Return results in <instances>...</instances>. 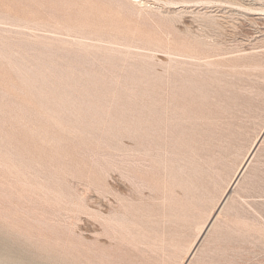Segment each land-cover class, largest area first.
I'll list each match as a JSON object with an SVG mask.
<instances>
[{"label":"rangeland","instance_id":"1","mask_svg":"<svg viewBox=\"0 0 264 264\" xmlns=\"http://www.w3.org/2000/svg\"><path fill=\"white\" fill-rule=\"evenodd\" d=\"M193 1L0 0V264H264V0Z\"/></svg>","mask_w":264,"mask_h":264},{"label":"bare ground","instance_id":"2","mask_svg":"<svg viewBox=\"0 0 264 264\" xmlns=\"http://www.w3.org/2000/svg\"><path fill=\"white\" fill-rule=\"evenodd\" d=\"M159 1V0H158ZM191 1V0H190ZM193 1V0H192ZM226 1V0H225ZM244 1V0H243ZM255 1V0H254ZM263 1V0H262ZM194 2V1H193ZM227 2V1H226ZM228 2H230V0L228 1ZM187 3V2H186ZM215 3H217V2H215ZM222 3V2H221ZM220 3V4H221ZM232 3V2H231ZM230 3V4H231ZM235 3V2H234ZM240 3V2H239ZM148 4V3H147ZM198 4V3H197ZM227 4V3H226ZM244 4H245V2H244ZM151 5V4H150ZM188 5V4H187ZM206 5V4H205ZM222 5V4H221ZM185 6V5H184ZM200 6V5H199ZM214 6V5H213ZM224 6H226V5H224ZM197 7V6H196ZM223 8V7H222ZM245 8V7H244ZM263 9H264V7H263ZM144 10V9H143ZM197 12V11H196ZM229 12V11H228ZM251 12V11H250ZM255 12V11H254ZM207 13V12H206ZM253 13V12H252ZM264 13V12H263ZM262 13V14H263ZM211 14V13H210ZM228 14V13H227ZM234 14H236V13H234ZM239 14V13H238ZM246 14V13H245ZM261 14V13H260ZM208 15V14H207ZM242 15V14H241ZM247 15V14H246ZM217 16V15H216ZM226 16V15H225ZM231 16V15H230ZM232 16H235V15H232ZM231 16V17H232ZM251 18V17H250ZM253 18V17H252ZM254 20V19H253ZM221 21V20H220ZM219 21V22H220ZM212 24V23H211ZM207 26V25H206ZM221 27V26H220ZM213 28H216V27H213ZM210 29H211V27H210ZM103 30V29H102ZM215 30V29H214ZM105 34H107V33H104V35ZM207 48V47H206ZM113 50V49H112ZM198 58V57H197ZM197 61H200V60H197ZM255 62V61H254ZM216 64V63H215ZM159 124V123H158ZM142 127L143 126H141V130H142ZM149 131V130H148ZM150 131H151V129H150ZM134 134V133H133ZM262 141V138L258 141V143L256 144V146L254 147V149L251 151V153L248 155V157H247V159H246V161L244 162V164L241 166V168H239V171H238V174H237V176H236V178H235V180H234V182L232 183V185H231V187H230V189L227 191V193H226V196L224 197V199H223V202L221 203V205H220V207H219V210L221 209V207H222V205L224 204V202L226 201V199L230 196V194H231V192L235 189V187H236V185L238 184V182L240 181V179H241V177L244 175V172L247 170V167H248V165H249V163L251 162V160H252V158L254 157V155H255V152H256V150H257V148H258V146H259V144H260V142ZM216 216V215H215ZM215 216L213 217V219H212V221L214 220V218H215ZM116 220V219H115ZM212 221L208 224V226L206 227V229L204 230L203 229V231H204V234L202 235V237L206 234V231L208 230V228L210 227V225H211V223H212ZM119 226V225H118ZM115 228V227H114ZM116 230H118V229H116ZM201 239L202 238H200V240L195 244V246H194V248L192 249V251H191V253H190V255H189V257H188V260H187V263L189 262V260L194 256V254H195V252H196V249L198 248V245H199V243H200V241H201ZM66 256V255H65ZM186 263V264H187Z\"/></svg>","mask_w":264,"mask_h":264}]
</instances>
